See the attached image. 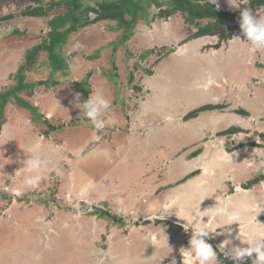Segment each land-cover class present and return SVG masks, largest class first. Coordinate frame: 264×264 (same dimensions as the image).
<instances>
[{"label": "rangeland", "instance_id": "374dc122", "mask_svg": "<svg viewBox=\"0 0 264 264\" xmlns=\"http://www.w3.org/2000/svg\"><path fill=\"white\" fill-rule=\"evenodd\" d=\"M98 1L101 0H87V4L93 5ZM50 2L52 0H41L37 4L46 8ZM34 5L36 3L30 0H0V94L9 91V95H16L21 102L16 103L12 97L8 98L3 115L6 113V119L10 118L8 122L13 129L0 137V152H3L4 159L11 161L8 164L0 161V264H126L129 251L124 240L129 236L133 224L128 215L132 196L139 193L145 195L141 191L146 190L148 185H154L153 182L158 184L156 177L159 174L154 175L157 171L154 165L158 163L154 161L155 156L149 153L160 147L158 144L152 146L151 137L155 136L156 128H153L151 135L145 129L150 123V127L161 125L159 131L162 134L159 137L169 140L170 145H165L166 158L160 151V162L165 159L172 161L174 156L171 158V153L183 145L176 137H182L190 123L182 117L194 108L185 102L175 103L171 105L174 106L173 110L181 107L183 111H167L161 117V112H158L161 105L151 99L157 105V113L154 111L148 121L145 112L148 108H144L146 98L158 96L157 88L161 85L157 82L163 79V86L167 81L172 84H166L170 91L183 92L184 81L179 77L182 71L173 66L174 63L178 64L176 57L184 52L193 57H205L216 51L221 54L225 41H219L220 44L215 47L213 37L191 38L196 29L187 24L185 15L180 13L168 19L155 18L153 22L149 21L152 23L139 21L133 35L124 41L120 39L121 32L108 29L111 23L102 22L68 37L62 49L68 65L66 71L53 74L46 56L42 55L35 70L21 75L17 71L26 50L45 39L48 20L65 11L64 7L55 8L43 18L20 16L23 10ZM218 5V8L215 6L217 10L238 11L231 9L226 2ZM244 7L240 5L241 9ZM259 9L252 11L255 13ZM157 11L151 5L148 19ZM9 16L13 18L3 19ZM224 27L231 29V39L239 37L244 42L239 21L225 22ZM242 44L230 47L240 54L244 50ZM188 45L190 49L186 51ZM168 51L172 52L165 55ZM260 59L259 56H252L250 64ZM263 61L260 62L262 66L257 63L260 76L257 80L248 75L254 74L253 65L247 68L235 65L237 68L233 69L231 84H244V91L234 88L232 98L235 101L231 107L217 104L223 108L210 111L226 114L220 115L221 129L223 120L227 122L224 116L235 114V109L231 110L235 103L251 113L248 115L252 120L247 116L242 118L240 126L243 129L237 126L241 132L230 138L231 142H227L225 149L228 157H232L228 164L233 166L234 172L239 162L244 165L241 173L244 180L236 179L235 173L229 172L227 181L240 179L243 181L242 187L257 175L261 178L258 184L264 183V176L261 177L264 173V142L257 137L264 132V117H261L264 116V100L259 98L258 93L248 95L251 88L259 90L261 85L264 87ZM235 63L239 62L235 60ZM150 73L154 74L149 76ZM185 73L187 71L184 70ZM188 79L189 73L186 81ZM45 81L48 86L38 85ZM20 84L27 88L19 90ZM10 89L17 91V94ZM97 91L110 101V108L102 117L104 125L99 129L70 103L76 93H79L80 102H84ZM165 116L168 121L163 119ZM163 125L168 126L167 131ZM109 137L120 146V149L116 147L112 157H108V147L112 145ZM39 141L44 148L49 143L56 146L65 144V147L58 148L63 155L60 169L49 171L48 163L42 162L43 179L33 188L25 185V179L32 175L25 167V161L29 150ZM253 141L258 146L251 145ZM240 144L245 146L233 149ZM148 145L151 147L148 148ZM80 151L78 156L82 158L76 163L74 158ZM66 153L69 160L65 159ZM175 155L181 156L182 153ZM48 157L54 158L45 151L40 154L41 160ZM165 165L166 162L160 168H167ZM190 184H193L192 181ZM74 186L76 190L73 191ZM14 193L17 197L13 196ZM40 210L48 218L37 225L34 215ZM218 211L211 209L207 215L213 217ZM153 215L155 212L150 216ZM124 219L129 221L128 227L124 226ZM38 226H45L52 237L61 233L66 238L62 242L58 238L51 242V247L42 248Z\"/></svg>", "mask_w": 264, "mask_h": 264}, {"label": "crops", "instance_id": "0c3cea01", "mask_svg": "<svg viewBox=\"0 0 264 264\" xmlns=\"http://www.w3.org/2000/svg\"><path fill=\"white\" fill-rule=\"evenodd\" d=\"M220 2L226 1L224 0ZM220 2H218V4ZM228 31H231V29L226 31L227 35L230 33H227ZM245 39L246 38L244 37V42ZM212 40L214 42V46L218 43L220 44L221 41H225L223 42L221 48L223 49L221 54H218V51H216V53L212 52L205 57H193L190 56V54L186 55L187 53L184 52L176 57L179 61L178 64L174 63L173 66L176 67L175 69L182 71V73L180 72L179 77H181L184 81V86H182L184 90L183 92H174L173 90L170 91L169 86L167 87L166 85L168 84L172 86V84H169V81H167L165 86L162 84L164 79L161 82H157V84L161 85L160 88H157L156 94L158 96L153 98L150 97L149 99L146 98L145 101V104L147 105H144V108H148L145 110L148 117H151V114H154V111L157 109L155 107L157 105L153 104L154 102L152 103L153 100L150 101L151 99H155V102L161 105L158 107L160 108L158 112H161L159 113V116L161 117L167 111L182 110L181 107H176V110H173L174 106L171 105H174L175 103L183 104L182 102H185L190 105V107L194 108L202 105L217 104H224L231 107L235 101L232 98L233 89L236 88L244 91V84L233 86L230 80L232 78L231 75L233 69L242 65L244 68L249 67V65H253L252 68H254V74L248 75L252 77L253 80L260 78L257 65L264 60V50L253 49L248 43H244V50H241L239 54L237 49L234 48L237 45H243L239 41L234 39L220 40L217 36H214ZM231 45H234V47H230ZM188 48L189 45L186 51L190 49ZM179 50H181V48ZM252 56H256L257 58L259 56L261 59L260 61L253 60V63L250 64ZM235 60L239 63H235ZM261 64L260 66H262ZM235 65H237V67ZM184 70L187 71V73L184 74ZM188 73L189 79L186 81ZM153 74L150 73L149 76H152ZM208 81H212L210 86H208ZM253 93L254 95L258 93L259 98L264 100V87L262 85L259 90L251 88L248 95L251 96ZM239 94L240 96H243L242 92H239ZM179 99L181 100L179 101ZM195 103L198 105L194 106ZM233 108L235 111L239 109L244 110L238 107V104L236 103L235 107H232L231 110ZM188 109L184 111L186 112ZM244 111L247 112L246 115L250 118L248 114L251 113L247 110ZM155 113H157V111ZM221 114H223V112L212 113L208 111L200 113L195 119L189 120V126H186L183 136H180L181 138L176 137V139L179 138L178 142L183 143V145L180 148H177L174 153H171V158L174 156L172 161H170V159H165L160 162V159L162 160V153L164 158L167 156L165 145H170L169 140H163L159 137L162 134H160L159 131L161 129V125L156 124L157 127H150L152 126V123H150V126L145 129L148 130V133H146L151 135L153 128H156V131H154L155 136L151 137L153 138L152 146H154V144H158L160 147L155 151L150 150L149 153H152L155 156L154 161H157L158 163L157 165H154L155 169H157L154 175L156 176V174H159L158 178L156 177L158 184L153 182L154 185H148L146 190L141 191L143 194L145 193V195L139 193L132 196L133 198L129 205L130 212L128 215L131 216L130 220L133 224L129 236L124 240V242L128 244L126 249L129 251L127 252L128 254H126L128 256L126 264H158L159 259L167 255L170 249V255L164 258L161 261V264H169L173 257L176 259L177 264H182V256L180 252L181 249H186L189 246L188 241L191 233L188 234V232L186 236V232L183 230L181 225L185 223L182 220L189 223L191 222L190 214L195 216L197 219L204 216L202 218V222L206 223L208 220L209 230L215 232L216 227L213 224V217H209L207 215L211 209H221L225 206V203L229 205V211L232 210V206L250 205L255 203L264 204V183H261L262 185L260 184L261 186L259 185V187L257 186L255 188L244 189V186H241L243 184V181L241 180H244V174H241L242 170H244V165L239 162V166H235L234 172L233 166L228 164V161H230L232 157H228L225 150L227 142L230 143L231 140L230 138L225 137H220L221 139H219V136H217V133L228 129L231 126H239L243 129V127L240 126V121H242L244 116L236 113L232 115L227 114V116H224V119H227V122L224 123L225 121L223 120L224 126L221 129ZM4 116L5 122L1 127L0 137L13 129L12 125L8 122L10 118L6 119V113ZM150 117L148 118V121L151 119ZM167 118L168 117L165 116L163 119L168 121ZM250 120L252 119L250 118ZM250 120L248 119V121ZM163 128L167 131L168 126L163 125ZM207 136L209 138H206ZM207 140L210 141L206 142ZM108 141L112 144L108 147V157H112V155L116 152V147L118 146L120 149V146L115 141L113 142L110 137L108 138ZM36 145L39 146L40 154L45 151V154L48 152L49 156L51 155L54 157H48L42 160V162L48 163V170L60 169L63 155H61L60 149L58 148L61 147L64 149L65 144L56 146L55 144L49 143L46 145L47 147L44 148V144H41V141H39ZM147 147L149 148L151 145H148ZM160 151L162 153H160ZM178 152L182 153V155H175V153ZM80 153L81 151L76 153L74 162L78 163L80 158H82L78 156ZM146 154H148V152H146ZM65 159L69 160L68 153H66ZM164 162H166L165 166L167 168H160ZM229 172H234L236 179L241 178V180L238 179L235 181V179L233 181V179H229L230 181L228 180V182L227 175ZM191 181L193 184H190ZM196 182L198 184H195ZM74 190H76L75 186L73 187V191ZM15 194L16 193H14L13 196L17 197ZM14 199L17 200V198ZM137 203L140 204L139 208H137ZM168 208L171 209L168 214H166L165 219H157V217ZM152 212H155V215L150 216ZM36 214L37 215H34V220L37 225H39V222L43 223V219L47 220L48 218V215H45V213L41 210ZM94 217L96 216L94 215ZM254 217L255 212L253 210L242 211V218L239 225L240 232L237 225H231L229 226V231L231 232L230 236L227 233L224 235L212 234L211 238L208 239L210 244L212 243L214 250L217 251L219 264H235V262L231 259L225 258L224 251L226 250H221L219 247L224 239H232L233 237L238 236L250 239L253 235H264V211H261L256 216V219H254ZM216 219L218 220L219 217H216ZM49 221L50 220H48V222ZM127 222L129 221L124 219V226L126 225V227L129 225ZM42 226H38V235H41L39 244L40 241L43 242L42 248L51 247V242L56 241L58 238L59 242L65 240L66 236H63L61 233L55 234L54 237L50 236L51 232H47L46 227ZM159 226H162L164 229L163 234L167 237V246L170 249L165 246L166 238L160 234ZM179 229L182 230L180 231ZM233 243L235 245H240V239H234ZM240 246L246 247V245ZM132 252H134L133 255ZM247 260L248 259H246V261Z\"/></svg>", "mask_w": 264, "mask_h": 264}, {"label": "trees", "instance_id": "16d2710c", "mask_svg": "<svg viewBox=\"0 0 264 264\" xmlns=\"http://www.w3.org/2000/svg\"><path fill=\"white\" fill-rule=\"evenodd\" d=\"M30 1L36 3V5L23 10L20 13L21 17L43 18L47 17L50 10L61 7H64L65 11L64 13L56 14L49 19L47 22L48 33L46 38L26 50L23 63L17 71V73L21 75H25V72L35 70L39 64V58L42 55L46 56V61L48 65L52 67L53 74L66 71L68 65L62 49L65 46L68 37L97 23H111L112 25L111 27H108V29L111 32H121L120 39L124 41L133 35L135 26L139 21L152 23L155 18L168 19L175 13H180L185 15L187 24L194 26L196 29L195 32L190 35L191 38L197 39L217 36L220 40H228L231 39V34H226L227 29L224 27V23L239 20V11L230 12L217 10L215 7L216 5H211L208 0H101L94 2L93 5L87 4V0H52V3L50 2L51 4L46 8L37 4L40 3L41 0ZM220 1L221 0H218V2ZM151 5L155 6L158 11L148 19V9ZM248 7L251 9L264 7V0H250ZM91 15L93 17H91ZM9 18L11 19L13 16L4 17L3 19ZM171 52L172 51H168L165 55H168ZM95 58L96 56L94 59ZM160 59L161 58L158 60ZM47 84V81L38 83L40 86H48ZM18 88L19 90L20 88L24 90L27 87H22L20 84ZM10 90L17 94V91H13V89ZM8 92L6 91L5 93L0 94V130L5 122V117L3 115L4 108L9 102L8 98L12 97ZM12 98L16 103H21L16 95ZM222 108L223 107L220 105H202L188 111L183 119L189 121L197 118L200 113ZM234 112L238 115L247 116V112L241 109ZM239 132H241L239 127L231 126L228 129L217 133V136L231 138ZM257 137L264 142V132L258 134ZM251 145L258 146L256 141L255 143L253 141ZM242 146H244V144L233 147V149ZM263 176L264 173H262L261 177L263 178ZM260 180L261 178L257 175L253 181L244 184V188L248 189L254 185H258ZM105 215L108 216L107 214ZM114 218L117 219L118 217L114 216ZM188 234H190V232ZM207 242L210 244L208 240ZM246 264H252V259H248Z\"/></svg>", "mask_w": 264, "mask_h": 264}, {"label": "clouds", "instance_id": "9594fccd", "mask_svg": "<svg viewBox=\"0 0 264 264\" xmlns=\"http://www.w3.org/2000/svg\"><path fill=\"white\" fill-rule=\"evenodd\" d=\"M208 2L211 5H216L217 8L219 7L218 0H208ZM226 3L231 9L239 11V20L236 21H239L240 30L246 38L245 42H241L239 37L234 38V40L240 41L241 43H248L253 49L264 50V8L260 7L257 12L253 13L252 9L248 7L250 0H226ZM242 4L245 5V7L241 9L240 5ZM231 32L229 34H231ZM211 83L212 81H208V86H210ZM70 103L73 107L78 108L80 113H83L96 128L99 129L103 127L104 121L102 117L110 108V101L102 92L97 91L91 93L88 99L84 102H80L79 93H76ZM0 161H6V164L11 162L10 160L4 159L3 152H0ZM25 167L30 173H32V175H29L25 179V185L33 188L38 186L43 179V176L41 175L43 163L40 158L38 145L33 146L29 150L25 161ZM259 185L260 184H258V186ZM40 197L41 196L38 198ZM170 209L171 208H168L164 211L157 217V219H165L166 214H168ZM245 210H253L255 212L254 219H256V216L261 211H264V204L255 203L250 205L232 206V210L229 211V205L225 203V206L219 209V211L213 216V224L216 227L215 232L209 230L208 220L206 223L202 222L204 216L197 219L190 214V223L182 220L185 222L181 225L183 230L186 233H191L188 241L189 246L186 249H181L180 252L182 256V264H219L217 251L214 250L213 246L209 244L207 240L211 238L212 234L224 235L227 233L230 236L231 232L229 231V226L231 225H237L240 232L239 225L242 218V211ZM216 217H219V219L217 220ZM159 228L160 234L166 238L165 246L170 249L167 246V237L163 234V227L159 226ZM234 239H240V245H246V247L235 245L233 243ZM219 247L221 250H226L224 251L225 258L231 259L235 264H246V259H252V264H264V235H253L250 239L242 238L241 236L233 237L232 239L226 238L222 241ZM170 252L171 249L167 255L159 259L158 264H161V261L170 255ZM169 264H177L176 259L173 257Z\"/></svg>", "mask_w": 264, "mask_h": 264}, {"label": "water", "instance_id": "95a60500", "mask_svg": "<svg viewBox=\"0 0 264 264\" xmlns=\"http://www.w3.org/2000/svg\"><path fill=\"white\" fill-rule=\"evenodd\" d=\"M229 32H231V31H228L227 33H229Z\"/></svg>", "mask_w": 264, "mask_h": 264}, {"label": "bare ground", "instance_id": "6f19581e", "mask_svg": "<svg viewBox=\"0 0 264 264\" xmlns=\"http://www.w3.org/2000/svg\"><path fill=\"white\" fill-rule=\"evenodd\" d=\"M186 49V48H185ZM241 191V190H240Z\"/></svg>", "mask_w": 264, "mask_h": 264}, {"label": "flooded vegetation", "instance_id": "af4514ba", "mask_svg": "<svg viewBox=\"0 0 264 264\" xmlns=\"http://www.w3.org/2000/svg\"><path fill=\"white\" fill-rule=\"evenodd\" d=\"M264 8V7H263ZM87 192V191H86Z\"/></svg>", "mask_w": 264, "mask_h": 264}]
</instances>
